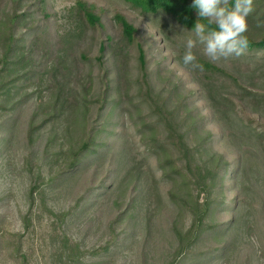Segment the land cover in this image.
Listing matches in <instances>:
<instances>
[{
    "label": "trees",
    "instance_id": "obj_1",
    "mask_svg": "<svg viewBox=\"0 0 264 264\" xmlns=\"http://www.w3.org/2000/svg\"><path fill=\"white\" fill-rule=\"evenodd\" d=\"M122 1L139 19L168 23L171 33L182 40L173 58L188 80L171 70L167 58L158 56L147 65L145 48L157 43L143 39L139 26L121 15L114 18L116 35L112 36L95 5L76 1V27L61 57L53 52L62 43L44 39L35 29L30 39L15 37L24 22L19 12L25 0H0V95L8 94L10 84L14 87L33 77L35 59L42 66L49 60L54 65L49 70L54 81L50 117L56 122L68 114L80 128L98 77L104 84L96 101L103 123L82 138L66 169H76L88 156L101 160L115 143L130 137L139 159L134 161V155L129 169L126 206L134 210L136 224L149 232L155 221L162 223L161 232H167L173 244L170 264L222 258L231 240L225 226L214 223L221 209L233 208L240 188L239 166L229 162L237 156L233 139L238 135L264 143V126L256 128L253 119L264 116V0H253L247 17L249 46L243 55L212 62L203 54V45H197L193 51L203 71L182 62L186 41L195 38L192 30L199 19L194 0ZM234 3L229 0V7ZM41 15L46 17L44 11ZM201 22L208 25L206 20ZM70 76L79 78L80 100L69 99L76 93L68 83ZM231 192L234 198L228 201ZM212 243V249L199 250ZM80 255L76 251L73 264Z\"/></svg>",
    "mask_w": 264,
    "mask_h": 264
},
{
    "label": "rangeland",
    "instance_id": "obj_2",
    "mask_svg": "<svg viewBox=\"0 0 264 264\" xmlns=\"http://www.w3.org/2000/svg\"><path fill=\"white\" fill-rule=\"evenodd\" d=\"M76 1L25 0L19 12L24 22L15 37L30 39L35 29L44 39L62 43L53 52L62 57L68 35L76 27ZM80 1L100 10L112 36L116 35V15L135 22L143 39L157 43L145 48L147 65H153L158 56L167 58L171 70L188 80L173 58L182 40L171 33L168 23L139 19L122 0ZM132 54L136 58L135 51ZM34 65L33 77L14 87L10 84L8 94L0 95V264H73L76 251L81 255L74 264H170L173 244L167 232H161L162 223L155 221L146 232L136 224L134 210L126 206L129 169L137 154L130 137L115 143L107 157L96 161L88 156L76 169H66L70 153L82 138L103 123L96 101L104 84L95 78L82 127H75L68 114L55 122L50 117L54 81L49 74L54 65L47 60L42 66L36 59ZM62 73L66 74L65 69ZM68 80L76 92L69 99L80 100L79 78ZM253 119L256 128L264 126V116ZM233 140L237 156L229 162L239 166V193L233 208L221 209L214 223L225 226L231 247L222 258L205 263L190 259L182 264H264V143L238 135ZM138 159L135 155L134 161ZM235 183L229 184L230 190ZM233 196L234 192L227 194L226 200ZM212 247L213 243L199 250Z\"/></svg>",
    "mask_w": 264,
    "mask_h": 264
},
{
    "label": "clouds",
    "instance_id": "obj_3",
    "mask_svg": "<svg viewBox=\"0 0 264 264\" xmlns=\"http://www.w3.org/2000/svg\"><path fill=\"white\" fill-rule=\"evenodd\" d=\"M193 7L199 19L192 30L195 38L189 37L185 44L182 57L185 67L203 71L193 51L198 44L203 45V54L212 62L239 57L246 52L249 46L247 17L253 11V0H235L233 7H229V0H194ZM201 20L215 25V29Z\"/></svg>",
    "mask_w": 264,
    "mask_h": 264
}]
</instances>
